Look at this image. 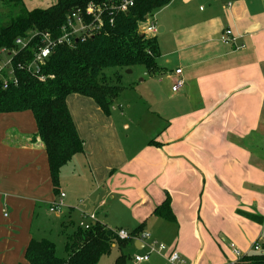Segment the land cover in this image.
<instances>
[{
	"label": "crops",
	"instance_id": "1",
	"mask_svg": "<svg viewBox=\"0 0 264 264\" xmlns=\"http://www.w3.org/2000/svg\"><path fill=\"white\" fill-rule=\"evenodd\" d=\"M56 2L23 0L29 11ZM231 2L174 0L159 25L143 24V33L157 30L146 34L158 40L163 74L143 80L149 91L127 106L139 114L121 127L91 99L68 97L84 152L60 173V214L49 210L59 194L32 113L0 114V264H27L33 239L70 241L89 216L167 247L136 263L147 241L113 246L117 258L134 252L135 264H171L174 252L182 264H232V244L242 256L254 253L264 239V0ZM227 29L243 48L221 42ZM178 70L184 85L174 93ZM167 197L174 221L154 214Z\"/></svg>",
	"mask_w": 264,
	"mask_h": 264
},
{
	"label": "trees",
	"instance_id": "2",
	"mask_svg": "<svg viewBox=\"0 0 264 264\" xmlns=\"http://www.w3.org/2000/svg\"><path fill=\"white\" fill-rule=\"evenodd\" d=\"M173 1L134 0L133 6L124 13L116 7L121 0H57L47 9L32 11L25 7L23 0L0 2L3 8L9 9V14L3 17L7 20L0 21V52L15 53L12 65L18 81L7 90L0 82V114L32 113L58 194L62 169L74 156L84 152V142L68 108V97L89 98L109 115L124 91L122 71L142 66L148 75L161 76L158 40L140 32L139 27L146 24V18L152 19ZM89 4L102 8V26L97 34L73 46L55 48L38 75L28 71L27 66L33 61L39 42L19 51L16 41L35 32H49L58 37L68 16L78 9L84 11ZM110 69L114 70L113 76L106 74ZM154 214L174 221L169 197ZM117 231L98 222L88 230L78 228L66 244V257L58 255L56 244L51 240L33 239L26 249L25 259L27 264H99L103 257L111 254L115 244L123 251L140 229L126 240L119 239ZM128 258L122 252L115 264H126ZM235 264H264V253L245 255Z\"/></svg>",
	"mask_w": 264,
	"mask_h": 264
},
{
	"label": "built area",
	"instance_id": "3",
	"mask_svg": "<svg viewBox=\"0 0 264 264\" xmlns=\"http://www.w3.org/2000/svg\"><path fill=\"white\" fill-rule=\"evenodd\" d=\"M2 0H0L1 2ZM215 2L223 1L226 3L228 8L232 7L231 0H214ZM134 0H121L117 4V11L126 12L130 7L133 6ZM102 8L94 4H89L88 7L82 11L80 9L72 12L68 18L66 24L61 28L60 35L54 37L51 33H39L35 32L29 35L25 39H18L16 41V46L19 51H25L32 45V43H38L37 50L33 61L27 66V70L34 72L36 75L40 73V67L45 65L49 57L52 55L55 48L59 46H73L75 42L85 41L88 38L94 37L97 32L101 29L102 26ZM144 33L152 34L156 33V28L154 25L147 26L143 28ZM221 42L227 46H235V49L243 48V46H236L237 38L234 36L232 30L227 29L223 32L220 37ZM0 55H3L5 60H0V82L4 90H7L11 85H17L18 81L15 76V71L12 65V58L15 53L7 54L5 50L0 52ZM182 74L181 70L176 71L178 76L177 80L174 83L172 91L174 93L180 91L184 85V81L180 78ZM43 80V77L41 78ZM65 194L60 193L58 199L52 203L50 206V212L54 214H60L64 206ZM95 221L94 216H89L87 219L80 222L79 227L88 230L92 227L91 223H86L85 221ZM117 237L121 240L130 239L131 233H128L124 230L117 231ZM140 239L148 242L147 254L143 256H136L134 261L136 263L148 262L151 255L158 254L162 255L167 251V247L164 244L158 243L152 239V236L148 232H141L138 236L132 238ZM261 243V245L259 244ZM264 245V239H260L257 243L253 245L254 252H260L261 246ZM232 252L234 253L237 261H239L243 256L240 251L235 247V245L230 246ZM168 261L171 264H182L180 255L176 252L172 253L168 258ZM237 261L233 262L235 264Z\"/></svg>",
	"mask_w": 264,
	"mask_h": 264
},
{
	"label": "rangeland",
	"instance_id": "4",
	"mask_svg": "<svg viewBox=\"0 0 264 264\" xmlns=\"http://www.w3.org/2000/svg\"><path fill=\"white\" fill-rule=\"evenodd\" d=\"M37 1L38 0H33V4L35 2H37ZM0 6H1V9H2V13L0 15V21L3 22V21L7 20V19H5L3 17H5V16H7L9 14V9L3 8V5L1 3H0ZM159 13H160V11H158L154 15L155 17H153L154 18L153 23L156 26L159 25V19H158V14ZM161 13H164V12H161ZM143 24H145V23H143ZM143 24H141L140 27H139V31L140 32H141V28H142ZM147 36H149V35H147ZM156 36L159 37L160 34L157 33ZM4 57H3V55H0V60H5ZM106 74L108 76H113L114 70H112V69L107 70ZM121 74H122V86L124 87V91L122 92L121 96L116 100L114 105L111 107L109 115H107V114L102 112L104 114V117H106L108 119H113V116L115 115L116 118L114 119L113 123L116 126H118V127H121L124 123H126L128 118L132 119L131 116H133V115L135 116V115L139 114L135 110V108H136L135 105H133V107H132L133 110L131 109L130 112H129V109H127V106L129 104H132L135 101L139 100V98L141 97L142 94H145L147 91H149L148 82H144L143 81L144 79H148V77H147L148 74H147V72H146L144 67L135 66L132 69L122 71ZM118 103H121L122 106L124 107V112H125V114L127 113V118L126 119L123 118L121 111L118 109ZM113 108H116V109H113ZM143 109L144 108L141 106L140 110H141L142 114H143ZM103 219H105V217ZM100 222L102 224L107 225L105 223V221L100 220ZM86 223H89V221H86ZM55 225H57V224H55ZM261 226H262L261 224L258 225V227H261ZM107 228H110L111 230H114V231L123 229V228H120V227H117V228L116 227H111L109 225H107ZM57 231H59L58 228H57ZM37 234L40 235V233H38V232H37ZM43 236H45V235H43ZM135 236H138V235H135ZM46 237H48L52 241H56L57 253H58L59 256H61V257H66L67 256V252H66V249H65V245L68 243L67 237H65L64 235L63 236H57V235L55 236L54 234L50 235V237H49V235H46ZM259 244L261 245L260 242H259ZM254 253H264L263 246H261L260 252H254ZM134 254H135L134 252H131V254H130L131 255V259L128 260L126 262V264H135L133 262V260H132V258H133L132 256ZM117 256H118V251L117 250H113L112 253L108 257H105L103 260H101L100 264H115V260H116Z\"/></svg>",
	"mask_w": 264,
	"mask_h": 264
},
{
	"label": "water",
	"instance_id": "5",
	"mask_svg": "<svg viewBox=\"0 0 264 264\" xmlns=\"http://www.w3.org/2000/svg\"><path fill=\"white\" fill-rule=\"evenodd\" d=\"M145 20L148 21V18H146ZM159 32H160V31H158V33H159Z\"/></svg>",
	"mask_w": 264,
	"mask_h": 264
}]
</instances>
